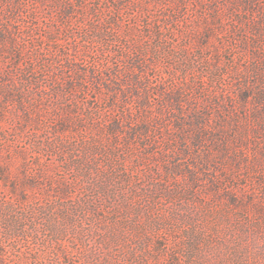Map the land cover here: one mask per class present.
Segmentation results:
<instances>
[{"label": "rangeland", "instance_id": "rangeland-1", "mask_svg": "<svg viewBox=\"0 0 264 264\" xmlns=\"http://www.w3.org/2000/svg\"><path fill=\"white\" fill-rule=\"evenodd\" d=\"M0 264H264V0H0Z\"/></svg>", "mask_w": 264, "mask_h": 264}, {"label": "trees", "instance_id": "trees-1", "mask_svg": "<svg viewBox=\"0 0 264 264\" xmlns=\"http://www.w3.org/2000/svg\"><path fill=\"white\" fill-rule=\"evenodd\" d=\"M23 181L24 182L22 184H20V185H17L16 182H11L10 183V194L11 195H17L18 196L17 197V203L22 204L24 202V205H25V203L28 202V197L25 196L26 190L24 189V187H25V184H30L31 181L28 180L27 178H25ZM60 190H62V192L65 191V189H63V188H61Z\"/></svg>", "mask_w": 264, "mask_h": 264}]
</instances>
